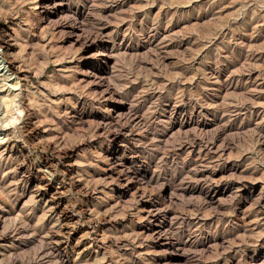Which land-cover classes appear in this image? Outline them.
Listing matches in <instances>:
<instances>
[{"label": "clouds", "instance_id": "1", "mask_svg": "<svg viewBox=\"0 0 264 264\" xmlns=\"http://www.w3.org/2000/svg\"><path fill=\"white\" fill-rule=\"evenodd\" d=\"M256 38L264 0H0V264H264V106L219 99Z\"/></svg>", "mask_w": 264, "mask_h": 264}, {"label": "rangeland", "instance_id": "2", "mask_svg": "<svg viewBox=\"0 0 264 264\" xmlns=\"http://www.w3.org/2000/svg\"><path fill=\"white\" fill-rule=\"evenodd\" d=\"M48 3L53 2V0H47ZM231 3V0H224V4L227 5ZM66 8V5L64 7H60V5H57V14H59L61 11H63ZM61 9V10H60ZM227 8L225 9V14L227 13ZM222 14V15H225ZM55 18V17H53ZM211 20V17H208V20L202 21V23H208V21ZM218 25H209V29L211 27H217ZM181 27L187 28L188 25H182ZM179 28L173 29V31H179ZM10 31V29H9ZM204 36L211 35V31H205L203 33ZM217 44L220 43L219 40L216 41ZM238 43L241 45V47H235V52L237 55H240L243 52V55H241V58L237 63H234L232 67L230 68V72L234 73L231 77L227 75V73L224 74V76L221 77V79L224 80H229L233 81V86L229 87L227 84L223 87L222 95L220 96V100L223 102H226L228 106L230 107H235L237 104L240 102H251L254 111H259L260 106H264V96H257L256 92L257 89H264V85H258L254 84L253 81H256L260 78V68H261V63L256 57L264 56V39L262 38H256L252 40H240ZM246 45V47H244ZM222 47H225V49L233 48L234 46L231 44L228 45H221ZM168 51V58H166L163 63L165 66L169 63L170 60H173L176 58V53L181 52L182 49H173L169 47L167 49ZM251 51L253 58L249 59L248 58V53ZM216 54V48L215 46L211 47L210 49L207 50V56L209 59H212L215 57ZM146 56V53L142 54ZM223 58V57H221ZM146 63H154V61L151 60L150 57L146 56V62L142 63L140 65L141 68L146 66ZM245 65H253L254 70L249 74L247 72H242L241 69ZM12 66L9 65V68ZM0 71H3V69H0ZM139 71V69H138ZM169 73L164 72V78H168ZM194 75V74H193ZM190 79V77H186L185 80L187 81ZM236 80L240 81H248V84L245 85L243 83L240 84H235L234 82ZM226 98V99H225ZM213 103V101H210L209 104ZM193 132L196 131V129L193 127ZM246 130V129H245ZM179 131V129H177ZM203 131V130H201ZM2 147V146H0ZM216 147H219V144L216 145ZM199 151V149H197ZM228 156L231 159L233 156V153L231 151L228 152ZM135 194V189L129 195H134ZM78 236V234H76ZM239 235V234H238ZM230 240V238H228ZM216 242H213L215 244ZM149 251H154L156 253H159L162 251L160 248H156L154 250H149ZM175 256V253H172L170 251H165L163 256H158L157 259L159 261V264H183V261L177 262L173 257Z\"/></svg>", "mask_w": 264, "mask_h": 264}, {"label": "bare ground", "instance_id": "3", "mask_svg": "<svg viewBox=\"0 0 264 264\" xmlns=\"http://www.w3.org/2000/svg\"><path fill=\"white\" fill-rule=\"evenodd\" d=\"M57 5H59V4H57ZM65 5H60V7H64ZM61 10V9H60ZM57 11V10H56Z\"/></svg>", "mask_w": 264, "mask_h": 264}]
</instances>
